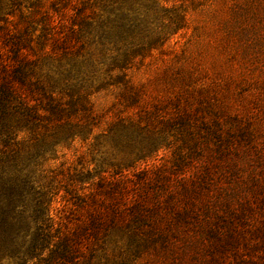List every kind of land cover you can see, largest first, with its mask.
Wrapping results in <instances>:
<instances>
[{
	"label": "trees",
	"instance_id": "obj_1",
	"mask_svg": "<svg viewBox=\"0 0 264 264\" xmlns=\"http://www.w3.org/2000/svg\"><path fill=\"white\" fill-rule=\"evenodd\" d=\"M184 22L159 0H0V264H95L117 233L137 260L173 246L187 229L214 234L206 218L216 213L211 171L189 183L182 177L188 164L179 152L201 155L198 139L173 147L152 131L142 143L156 110L124 114L142 98L130 72ZM109 91L116 117L100 129L98 98ZM201 124L219 140L218 123ZM103 140L124 154L117 171L93 169L77 151L75 165L50 166L77 143L91 151ZM163 148H173L178 191L167 190L171 175L160 177V168L139 170Z\"/></svg>",
	"mask_w": 264,
	"mask_h": 264
},
{
	"label": "rangeland",
	"instance_id": "obj_2",
	"mask_svg": "<svg viewBox=\"0 0 264 264\" xmlns=\"http://www.w3.org/2000/svg\"><path fill=\"white\" fill-rule=\"evenodd\" d=\"M159 1L183 12L184 27L132 69V83L142 98L124 114L156 110L155 125L137 139L142 143L152 131L173 147L198 139L201 155L187 148L179 152L180 161L183 157L188 164L182 177L189 183L203 169L211 171L208 199L216 213L206 218L213 222L214 234L206 237L200 229H187L186 240L183 235L166 250L156 246L155 252L133 260L128 237L117 233L98 251L95 264H117L122 258L134 264H264V0ZM115 96L109 91L98 98L100 129L116 117ZM183 116L190 118L186 126L177 122ZM201 122L218 123V141L206 135ZM88 148L77 143L76 150L60 152L50 166L75 165L76 151L107 174L124 161L111 143ZM174 156L173 148H163L140 163L139 170L158 167V175L166 179ZM180 177L171 175L164 185L169 192L178 191ZM160 198L164 202V194Z\"/></svg>",
	"mask_w": 264,
	"mask_h": 264
}]
</instances>
